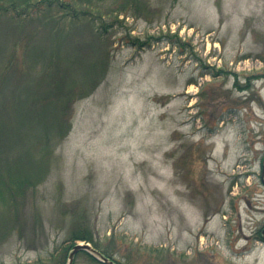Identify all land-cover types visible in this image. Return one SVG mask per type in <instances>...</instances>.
Segmentation results:
<instances>
[{
    "label": "rangeland",
    "instance_id": "rangeland-1",
    "mask_svg": "<svg viewBox=\"0 0 264 264\" xmlns=\"http://www.w3.org/2000/svg\"><path fill=\"white\" fill-rule=\"evenodd\" d=\"M126 11L99 29L103 43L74 25L56 42L28 16L0 15L6 115L15 87L26 101L50 76L73 95L45 176L21 195L1 190L0 264H67L71 233L85 229L121 264H264V0ZM54 48L67 64L51 61ZM27 135L21 146L40 152L43 136ZM73 264L101 263L78 253Z\"/></svg>",
    "mask_w": 264,
    "mask_h": 264
},
{
    "label": "trees",
    "instance_id": "trees-1",
    "mask_svg": "<svg viewBox=\"0 0 264 264\" xmlns=\"http://www.w3.org/2000/svg\"><path fill=\"white\" fill-rule=\"evenodd\" d=\"M140 2L142 3V0H71L70 2H64V0H0V15L8 14L9 19L13 22L19 20L20 26L23 25L22 16H28L30 17L29 20H31V23H36L39 26H48L54 35L53 41L57 39L63 41V38L66 39L65 42L72 41V39L67 38L69 33L67 35L65 31L69 32L67 27H72V25H74L75 28L82 26L89 29L91 38L103 43V35L99 33V29L101 27H105L106 29L110 27V25L106 26L107 18L114 17L115 19L117 15L126 13L127 8H136L137 4ZM57 11L60 13H57ZM59 44L62 45V43L59 42L57 47ZM53 45L51 47H53ZM131 45L133 47H143L145 43L139 44V41L135 40ZM47 53L54 64L55 60L59 59V55L61 58L59 64L61 62L67 64L70 57L67 53L63 56L65 53L63 48H54L49 52L47 51ZM59 64L56 67L61 71V65L59 66ZM65 66L63 67L64 69ZM103 68L104 67L99 69L98 78H100L99 76H101ZM4 73L2 74L0 72V81L6 79ZM50 77L52 78V84H48L46 91L39 89L41 93H37L31 91L27 87L25 89V94L21 97L26 101L19 100L18 102L17 97V91L21 92L20 90L24 88L23 85L15 87V89L12 90L14 95L11 100L6 97L7 100L15 104L12 105L10 102V105L7 104V108H12L11 113H8V115H6L5 107L0 106V166L3 167L5 174L3 181H1L0 176V185L2 187L0 189V197L3 201L7 199L4 197L5 194L1 191L3 187L7 188L13 186L21 191V195L24 185H33L37 181H41V178L45 176V169L49 166L51 150L54 147V145H52L53 138L58 136L60 140L63 139L70 129L71 124L68 121V117L71 110V98L73 95H68V92L63 90L65 87L61 89V83L56 80L57 78ZM98 78L96 79L97 81ZM55 83H57V86ZM1 88V91H4V87ZM14 108H21L22 111L26 113L25 125L21 123V118L23 117H19L16 113H13ZM22 130H25L28 134L26 139L27 143H34L36 141L35 139L43 136L40 142L43 147L40 152L39 148L36 154L33 151L38 145H35L36 147L34 146L32 150L28 146H21L22 139L19 138V135ZM36 132L37 134H35ZM8 152L14 153L16 158H3L2 155ZM40 154L41 157L38 156ZM20 165L21 169H17ZM14 193L18 195L16 190L13 191L12 195H14ZM69 241L70 244L66 247L65 252H67V250L70 251L76 241H83L90 244L93 249L105 258L117 264H121L113 259L111 257L112 255L108 253L106 249L101 248L100 243L95 241L92 233L86 229L73 231L69 237ZM79 254L86 255L93 262H98L86 252L81 251Z\"/></svg>",
    "mask_w": 264,
    "mask_h": 264
},
{
    "label": "water",
    "instance_id": "water-1",
    "mask_svg": "<svg viewBox=\"0 0 264 264\" xmlns=\"http://www.w3.org/2000/svg\"><path fill=\"white\" fill-rule=\"evenodd\" d=\"M262 235L264 238V230L262 231ZM81 251L86 252L91 257H93L98 262H100L101 264H116L112 260H109L108 258H105L104 256H102L99 252H97L95 249H93L88 243L77 244V245L73 246L71 251L69 252V254L67 256V264H72L74 256L78 252H81Z\"/></svg>",
    "mask_w": 264,
    "mask_h": 264
}]
</instances>
